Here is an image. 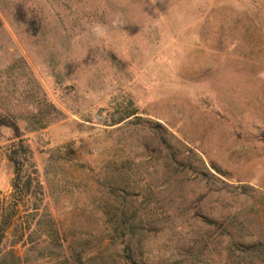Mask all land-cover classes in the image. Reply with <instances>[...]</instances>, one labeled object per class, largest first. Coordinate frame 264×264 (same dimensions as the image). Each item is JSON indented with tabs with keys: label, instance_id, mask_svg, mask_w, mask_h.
Wrapping results in <instances>:
<instances>
[{
	"label": "rangeland",
	"instance_id": "1",
	"mask_svg": "<svg viewBox=\"0 0 264 264\" xmlns=\"http://www.w3.org/2000/svg\"><path fill=\"white\" fill-rule=\"evenodd\" d=\"M0 116V264H264V0H0Z\"/></svg>",
	"mask_w": 264,
	"mask_h": 264
},
{
	"label": "trees",
	"instance_id": "2",
	"mask_svg": "<svg viewBox=\"0 0 264 264\" xmlns=\"http://www.w3.org/2000/svg\"><path fill=\"white\" fill-rule=\"evenodd\" d=\"M135 114L134 111H131L126 115L125 117L119 119L118 121H115L113 124L120 123L127 118H129L131 115ZM0 126H8L15 132V138L17 141L13 142V145L9 152V158L14 164L15 167V178H14V187L16 188V191L20 194V197H26L31 195H37V193H41V184L39 181H37L36 177L29 175L23 183H21V177H23V172L26 166H30L33 168L34 173H36V165L31 162L30 158L28 157L27 153L29 152V149L27 145L25 144V141L22 137V134L20 132V129L18 125L11 121L7 116H0ZM17 206V204H16ZM36 212L39 210L38 205H35L33 207Z\"/></svg>",
	"mask_w": 264,
	"mask_h": 264
},
{
	"label": "clouds",
	"instance_id": "3",
	"mask_svg": "<svg viewBox=\"0 0 264 264\" xmlns=\"http://www.w3.org/2000/svg\"><path fill=\"white\" fill-rule=\"evenodd\" d=\"M96 31H97V34H99V33H100V29H97Z\"/></svg>",
	"mask_w": 264,
	"mask_h": 264
}]
</instances>
